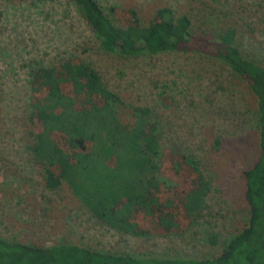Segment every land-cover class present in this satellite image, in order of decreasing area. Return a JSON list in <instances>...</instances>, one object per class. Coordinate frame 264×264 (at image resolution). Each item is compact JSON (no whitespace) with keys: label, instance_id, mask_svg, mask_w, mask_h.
Listing matches in <instances>:
<instances>
[{"label":"rangeland","instance_id":"1","mask_svg":"<svg viewBox=\"0 0 264 264\" xmlns=\"http://www.w3.org/2000/svg\"><path fill=\"white\" fill-rule=\"evenodd\" d=\"M133 10L146 26L161 6L191 19V32L215 41L235 28L234 44L264 65V0H97ZM115 16V17H116ZM110 18H112L109 15ZM85 59L116 93L123 122L146 107L162 125L163 148L191 152L209 183L205 204L184 232L132 235L102 224L65 184L48 189L29 146L31 67ZM257 99L246 82L203 49L124 57L102 50L69 0H0V236L33 245L73 243L137 257L204 258L248 220L243 171L259 153ZM216 237V242L210 240Z\"/></svg>","mask_w":264,"mask_h":264},{"label":"trees","instance_id":"2","mask_svg":"<svg viewBox=\"0 0 264 264\" xmlns=\"http://www.w3.org/2000/svg\"><path fill=\"white\" fill-rule=\"evenodd\" d=\"M69 1L107 53L129 57L200 48L246 82L257 99L259 147L256 160L242 173L248 220L213 257H137L0 236V264H264V65L234 44L235 28L215 41L201 39L192 34L189 16L175 15L168 6L157 8L142 26L133 10L125 25L118 22L114 6L108 8L110 18L97 0ZM29 75V149L48 189L67 185L92 217L132 235L182 233L194 224L209 183L195 154L161 146L162 125L149 118L148 108L133 107V121H121L119 96L76 55L31 67ZM210 240L215 243L216 237Z\"/></svg>","mask_w":264,"mask_h":264}]
</instances>
